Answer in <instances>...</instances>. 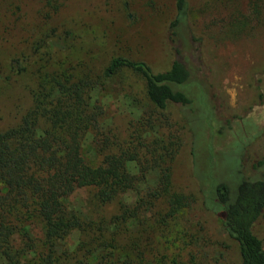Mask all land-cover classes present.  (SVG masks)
I'll use <instances>...</instances> for the list:
<instances>
[{
	"label": "rangeland",
	"instance_id": "1",
	"mask_svg": "<svg viewBox=\"0 0 264 264\" xmlns=\"http://www.w3.org/2000/svg\"><path fill=\"white\" fill-rule=\"evenodd\" d=\"M59 1L58 13L50 15L47 0H0V132L18 125L33 106L42 67L53 69L65 61L80 76L92 74L101 80L91 93L92 101L104 108V127L122 140L131 137L132 122L150 120L154 114L155 126L143 133L138 126V136L148 146L153 144L156 156L165 157L163 166L171 164L176 193L188 201L179 218L169 221L162 240L187 234L186 241L181 238L170 247L172 257L180 254V261L189 260L192 253L201 264H240L238 248L220 218L202 209L201 191L209 188L195 176L193 152L201 163L196 164L199 175L212 152L217 165L203 174L205 181L215 170L234 194L242 176L264 178V0H188L192 30L203 45L201 53L193 49L181 54L197 69L193 79L197 85L188 91L199 102L189 114L190 128L183 115L187 110L179 106L160 115L147 99L144 80L136 74L125 70L111 79L103 77L115 57L144 61L157 73L170 68L177 48L169 36L175 0ZM235 139L239 152L229 147ZM88 140L89 155L95 160L96 139L91 135ZM130 172L140 175L135 163H130ZM159 177V169L148 171L137 189L123 196L124 201L135 208L138 194L146 196L155 189ZM90 195L86 190L73 195L67 203L70 213H90ZM106 211L113 214L117 206ZM142 218L151 219L150 211H144ZM129 225L132 232L140 228L135 222ZM33 231L43 239L40 228ZM255 232L264 241V217ZM192 233L193 238L188 236ZM80 238L79 232L72 234L64 250L77 249ZM187 241L190 245L183 247ZM178 246L185 251L179 253ZM58 247L62 254L63 243ZM98 255L90 264H97ZM29 259L33 261L32 256Z\"/></svg>",
	"mask_w": 264,
	"mask_h": 264
},
{
	"label": "trees",
	"instance_id": "2",
	"mask_svg": "<svg viewBox=\"0 0 264 264\" xmlns=\"http://www.w3.org/2000/svg\"><path fill=\"white\" fill-rule=\"evenodd\" d=\"M47 5L50 15L62 6L59 0H47ZM175 11L169 36L177 48L168 70L157 73L144 61L115 57L103 77L111 79L125 70L136 74L144 80L153 108L162 116L170 106L187 110L183 115L190 128L189 114L199 102H194L188 91L196 84L197 69L181 54L193 49L201 53L203 45L192 30L189 1L175 0ZM45 67L39 71L31 109L18 125L0 132V264H90L96 252H100L97 264H201L192 253L189 260L181 261L182 255L175 258L170 253V247L181 238L185 240L187 234L162 241L169 232V221L179 218L188 201L176 193L171 164L163 166L165 157L156 156L153 144L148 146L138 136V126L141 132L155 126L154 114L150 120L132 122L131 137L122 140L113 129L104 127V108L92 101L99 78L80 76L65 61L53 69ZM91 135L98 147L95 160L87 149ZM193 155L195 176L209 186L201 191L202 209L220 218L238 248L240 264H264V241L255 232L264 217V178L241 175L243 180L234 194L229 184L213 174L215 170L211 169L205 181L203 174L217 165L211 151L215 160L208 158L200 175L196 164L199 167L201 163L195 159L197 154ZM130 163L138 166L139 176L130 172ZM152 169L160 171L157 187L146 196L139 193L135 208H131L123 196L136 190ZM80 190L89 191L92 198V211L86 216L71 214L68 209L69 199ZM113 205L117 211L106 214ZM146 210L151 219L142 218ZM131 222L140 228L132 232ZM33 227L40 228L42 240ZM76 232L81 236L77 249L64 250L66 240ZM188 236L193 238L194 233ZM62 243L63 255L58 252ZM189 245L187 241L183 247ZM180 246L179 253L185 251Z\"/></svg>",
	"mask_w": 264,
	"mask_h": 264
},
{
	"label": "flooded vegetation",
	"instance_id": "3",
	"mask_svg": "<svg viewBox=\"0 0 264 264\" xmlns=\"http://www.w3.org/2000/svg\"><path fill=\"white\" fill-rule=\"evenodd\" d=\"M206 105H207V104H206ZM198 106H199V103H198ZM208 106H210V105H207V107H208ZM208 109H210V111L213 112L211 107H210V108L208 107ZM236 143L239 144V142H238L237 139H235L234 144H230L229 147L232 148V151L235 150V151H238V152H239V151H241V147H240V146H237L238 144H236ZM206 160H207V162H208V158H206ZM240 160H241V159H240ZM239 169H240V165H239ZM213 174H216V172L213 173ZM240 174H241V171H240ZM208 187H209V186H208Z\"/></svg>",
	"mask_w": 264,
	"mask_h": 264
}]
</instances>
